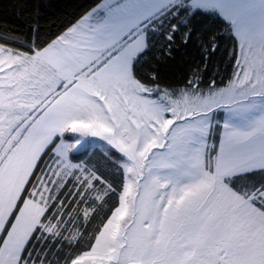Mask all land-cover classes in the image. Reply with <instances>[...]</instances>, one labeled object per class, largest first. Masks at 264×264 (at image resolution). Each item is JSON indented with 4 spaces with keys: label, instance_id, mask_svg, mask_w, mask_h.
<instances>
[{
    "label": "snow or ice",
    "instance_id": "1",
    "mask_svg": "<svg viewBox=\"0 0 264 264\" xmlns=\"http://www.w3.org/2000/svg\"><path fill=\"white\" fill-rule=\"evenodd\" d=\"M26 23L0 30V264H264V0Z\"/></svg>",
    "mask_w": 264,
    "mask_h": 264
},
{
    "label": "trees",
    "instance_id": "2",
    "mask_svg": "<svg viewBox=\"0 0 264 264\" xmlns=\"http://www.w3.org/2000/svg\"><path fill=\"white\" fill-rule=\"evenodd\" d=\"M100 0H0V30L23 31L30 27L27 20L33 21L39 19L41 27L47 29L49 25L58 23L63 20L77 18L92 7ZM20 25V28L16 26ZM227 42L221 44V52L217 53L216 63L210 69L209 77L215 71L216 65L219 66L220 75L217 77V83H220L225 72L231 74V68L227 67L226 58L222 55ZM189 56L186 60H191L197 55L195 49H189ZM199 62V61H197ZM169 79L178 82L179 75L187 71L185 64L180 62L179 56L174 64H170L167 69ZM79 163L91 165L101 156L99 150H93L89 147L87 151L79 154Z\"/></svg>",
    "mask_w": 264,
    "mask_h": 264
},
{
    "label": "rangeland",
    "instance_id": "3",
    "mask_svg": "<svg viewBox=\"0 0 264 264\" xmlns=\"http://www.w3.org/2000/svg\"><path fill=\"white\" fill-rule=\"evenodd\" d=\"M221 119H222V114H221ZM89 140H97V138L89 137ZM99 143H103L102 141H98Z\"/></svg>",
    "mask_w": 264,
    "mask_h": 264
}]
</instances>
